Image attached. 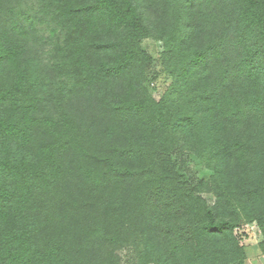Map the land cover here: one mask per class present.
Masks as SVG:
<instances>
[{
    "label": "trees",
    "instance_id": "trees-1",
    "mask_svg": "<svg viewBox=\"0 0 264 264\" xmlns=\"http://www.w3.org/2000/svg\"><path fill=\"white\" fill-rule=\"evenodd\" d=\"M23 6L0 0V264H121L125 246L150 264H245L252 223L264 255V0ZM182 147L207 180L185 184Z\"/></svg>",
    "mask_w": 264,
    "mask_h": 264
},
{
    "label": "rangeland",
    "instance_id": "rangeland-1",
    "mask_svg": "<svg viewBox=\"0 0 264 264\" xmlns=\"http://www.w3.org/2000/svg\"><path fill=\"white\" fill-rule=\"evenodd\" d=\"M35 0H24L25 7H32ZM23 6V7H24ZM47 27L45 25H38L40 34L47 36ZM40 55L44 58L48 57V52L51 48L50 42L47 38H43L39 43ZM143 47L151 54L153 61L148 69L147 86L150 92L157 99H160L167 86L166 75L162 73L161 69V54L163 52V42L155 37L145 38L142 41ZM174 158L177 161V167L182 174V179L186 185L191 186L200 180H207L212 171L208 169L203 161L198 159L196 155L189 149L182 147L175 154ZM210 204L215 202V196L206 192L203 194ZM237 235L241 238V243L245 246L247 255L248 252L255 257V260H262L259 251V242L262 236L255 224H248L245 227L237 230ZM139 248L135 246H125L119 250L121 264H150L144 262L141 257ZM258 256L260 258L258 259ZM264 260V259H263ZM152 264V263H151Z\"/></svg>",
    "mask_w": 264,
    "mask_h": 264
},
{
    "label": "crops",
    "instance_id": "crops-1",
    "mask_svg": "<svg viewBox=\"0 0 264 264\" xmlns=\"http://www.w3.org/2000/svg\"><path fill=\"white\" fill-rule=\"evenodd\" d=\"M259 251L261 253V259L262 260H255V257H253L249 252H248V257L247 260L245 262V264H264V255L262 254L260 248ZM260 258V256H258V259Z\"/></svg>",
    "mask_w": 264,
    "mask_h": 264
}]
</instances>
